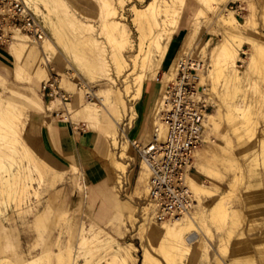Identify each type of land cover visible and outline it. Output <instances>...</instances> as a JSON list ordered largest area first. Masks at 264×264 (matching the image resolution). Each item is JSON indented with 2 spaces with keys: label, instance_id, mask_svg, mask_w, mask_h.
<instances>
[{
  "label": "rangeland",
  "instance_id": "1",
  "mask_svg": "<svg viewBox=\"0 0 264 264\" xmlns=\"http://www.w3.org/2000/svg\"><path fill=\"white\" fill-rule=\"evenodd\" d=\"M23 1L40 24L43 38H26L30 51L25 52L22 61L26 71L23 82L15 81L7 74L13 58L5 53V65L0 63V76L6 81L2 77L0 79L5 82L6 88H1L0 102H10L28 112L24 138L39 156L41 155L29 144L26 132L32 117L39 116L31 111L36 104L37 95L49 104L59 102L43 96L41 86L47 79L56 77L59 87L69 96L67 105L64 106L65 102L59 104L58 110L53 109L57 110L54 113L74 115L72 122L81 123L88 129L96 130L98 134L111 130L110 116L115 117L111 106L122 107L124 102L127 112L117 121L116 142L114 145L109 140V143L104 142L103 155L98 158L102 163L103 157L108 153L105 151L109 149L114 152L115 159L129 163L128 169H132L135 177L132 181L130 178V182L125 180L119 196L110 189L112 207L104 221L97 219L92 206L85 199V184L80 171L77 174L67 172L64 180L53 187L48 182L49 172L43 171L44 181L31 175L34 178L31 180V187L21 197L0 184V264H122L102 246L103 242L80 241L83 236L82 226L86 229H104L114 238L110 242L113 247L116 244L125 248L131 244V254L135 260H126L127 264H142L144 249H149L163 264H168L148 242L146 229L139 230L140 224L146 223L140 214L141 207L149 205L146 188L148 174L146 172V178L139 185L140 189L135 192L136 179L145 167L140 163L137 150L127 140L123 129L129 125L127 115L130 114V120L133 119L141 100L135 83L138 80L136 77L144 74L142 65L160 64L157 78L162 79L158 82L162 85L165 79L168 83L171 77L174 78L176 62L183 58L203 66L200 83L205 88L207 115L214 114L216 110L222 114L217 129L208 126L206 117L205 142L200 149L215 143L227 150L230 148L227 156L215 155L216 160L206 162L200 169L197 168L195 159L193 161L190 177L203 185L205 190L197 193L189 186L196 200L189 215H194L201 228L203 246L199 251L198 248L193 249L194 255L187 264H264V0H222L221 3L220 0H108L113 5L110 9L114 7L116 10L115 19L121 22L120 28L110 22L114 15L104 10L106 0H38L37 4L30 0ZM33 5L38 6L39 14ZM146 6L147 10L143 12L148 15L155 10L160 11L159 26L153 28L151 34L140 28L134 11L135 8L144 10ZM225 11H233L239 22L249 19V26L242 30L239 28L233 32L228 31L221 21ZM109 14L112 15L111 18ZM69 17L73 20L67 19ZM182 26H185L186 33L178 53L169 67L163 69L162 62L171 38ZM123 28L125 32L121 30ZM167 32L171 33L167 35ZM12 36L8 43H0L5 51L11 43L16 42L17 37L26 34L14 31ZM154 36L155 41L152 40ZM48 39L53 42L54 47L47 43ZM154 42H157V48ZM222 44H231L238 50L234 68L237 71L223 67L226 64L221 53ZM48 45L52 49H47ZM252 54L259 56L257 65L250 61ZM112 55L120 56L122 64L127 65L125 71L118 74L113 67L115 63L112 62ZM104 62L112 65L110 71L102 66ZM14 63L13 59V65ZM41 70L46 73H40ZM89 74L94 80L88 78ZM110 78H113V82ZM127 81L131 85L128 91ZM161 91L156 96L155 119L164 89ZM88 103L98 107L100 117L95 126L84 118H79V114L75 115L76 112L81 113L82 107ZM242 109L251 124L250 128L243 125L240 117ZM155 119L152 115L153 122ZM8 130V125L0 121V138ZM123 141H127L128 145L123 144L120 148V142ZM13 146L20 148L21 144H8L6 149L0 151V167L14 162L13 160L20 161L18 156L11 153ZM219 150L214 152L219 154ZM128 154L132 160L124 158ZM26 159L22 162L27 161ZM106 164L112 166L109 161L105 163L106 169ZM15 165L16 163L12 167ZM139 195L142 198H137ZM148 207L152 210L151 205ZM133 209L135 213L131 217ZM224 211L229 215L226 216ZM150 216L158 224L162 223L155 220L153 210ZM84 235L91 238L88 232ZM204 247L207 249L204 250ZM67 250L71 251V258L59 260L56 253L62 251L66 254ZM176 258H172V264H183L182 260Z\"/></svg>",
  "mask_w": 264,
  "mask_h": 264
},
{
  "label": "bare ground",
  "instance_id": "2",
  "mask_svg": "<svg viewBox=\"0 0 264 264\" xmlns=\"http://www.w3.org/2000/svg\"><path fill=\"white\" fill-rule=\"evenodd\" d=\"M32 1V3L37 4L38 0H30ZM29 1V2H30ZM48 1V0H47ZM53 1V0H52ZM104 1V0H103ZM102 1V4H103ZM217 1V0H216ZM222 0L219 1V3H221ZM226 1V0H225ZM44 2V1H43ZM50 2V1H49ZM118 2V1H117ZM120 3V2H119ZM217 3V5L219 4ZM29 4V3H28ZM48 4V3H47ZM152 4V3H151ZM51 5V2H50ZM111 2H109L108 0H106L104 2V6L105 9L107 10L109 13L111 12L114 16L112 17V15L110 16V18L112 17V21L115 25V27H119V25H121L120 21L115 19L116 16V10L113 7L112 9H110L111 6ZM30 6V5H29ZM34 6V5H33ZM48 6V5H47ZM104 6H102L104 8ZM113 6V5H112ZM208 6V5H207ZM153 7V6H152ZM155 7V6H154ZM157 7V6H156ZM211 7V6H209ZM46 8V6H45ZM35 11L38 13L40 10L38 8V6H34ZM50 9V8H49ZM48 9V10H49ZM149 9V7H148ZM153 9V8H152ZM47 10V12H48ZM54 10V9H53ZM52 10V11H53ZM147 10V6L146 8L143 9H138L135 8V15H136V19L138 20L137 22L140 23V28L143 30H146L150 32H152L153 28H156V26L159 24V20H158V16H159V10H155V12H151L150 15L146 14L145 11ZM34 11V12H35ZM51 11V12H52ZM104 11V12H107ZM147 11V13H148ZM166 11V10H165ZM164 11V13H165ZM50 12V11H49ZM163 12V11H162ZM39 14V13H38ZM51 14V13H50ZM70 14V13H69ZM105 13H103L104 15ZM161 14V13H160ZM238 14V13H236ZM66 15V14H65ZM73 15V14H72ZM234 12H230V11H225L224 14H222L221 16V21L223 23V25L225 26V28H227L228 31L233 32L234 30H237L240 28V30L242 29H246L247 25H248V21L249 19H246L244 22H239L237 20V18L234 16ZM70 16V15H69ZM105 16V15H104ZM108 16V15H107ZM44 17V16H43ZM65 17V16H64ZM75 17V16H74ZM72 17V18H74ZM108 18V17H107ZM250 18V17H249ZM70 20V17L67 18ZM105 19V18H104ZM220 20V19H219ZM251 20V19H250ZM69 21V20H68ZM105 21V20H104ZM107 21H109L107 19ZM105 21V22H107ZM74 22V21H72ZM106 25V24H105ZM163 25V24H162ZM159 26V25H158ZM166 26V25H165ZM249 26V25H248ZM105 27V26H104ZM162 27V26H161ZM107 28V27H106ZM224 28V29H225ZM140 29V30H141ZM163 29V28H162ZM125 32V29H121ZM139 30V31H140ZM143 30V31H144ZM161 30V29H160ZM166 30V29H165ZM239 30V31H240ZM155 31V30H154ZM169 31V30H168ZM148 32V33H149ZM158 32V31H157ZM141 33V32H140ZM171 32H167V35L170 34ZM228 33V32H227ZM237 33V32H236ZM242 33V32H241ZM145 34V33H143ZM159 34V33H158ZM164 34V33H163ZM232 34V33H231ZM235 34V33H234ZM18 35V34H17ZM240 34H238L239 36ZM143 36V35H142ZM148 36V34H147ZM151 36V35H149ZM163 36V35H162ZM166 36V35H165ZM233 36V35H232ZM231 36L230 39H232L233 37ZM236 36V35H235ZM234 36V37H235ZM237 36V37H238ZM17 37V36H16ZM109 37V36H108ZM112 37V36H110ZM141 37V36H140ZM145 37V36H143ZM169 37H171V35H169ZM27 36H19L16 38V42L11 43L10 46L8 47V53L9 55L14 59L15 63L13 65V77L15 81L18 82H23L24 77H25V69L22 65V61H23V57L25 52L29 50V45L27 44V40H26ZM113 38V37H112ZM111 38V39H112ZM142 38V37H141ZM140 38V39H141ZM163 38V37H161ZM168 38V36H167ZM110 39V38H108ZM110 39V40H111ZM156 36H154V40L155 41ZM165 39V38H164ZM236 39V38H234ZM91 40V39H90ZM114 39H112L113 41ZM158 40V39H157ZM156 40V41H157ZM160 40V39H159ZM169 40V39H168ZM89 41V39H88ZM94 42V40L92 39L91 42ZM234 41V40H233ZM90 42V41H89ZM92 42V43H93ZM127 42V39H126ZM143 42V41H142ZM167 42V41H166ZM229 42V41H228ZM47 43L54 47L53 42H51V40H47ZM111 43V41H110ZM149 43V42H148ZM150 43L152 44L151 40ZM163 43V42H162ZM232 43V42H231ZM236 43V42H235ZM150 44V45H151ZM155 44V42H154ZM159 44V43H158ZM233 44V43H232ZM47 47L51 48V47ZM93 45V44H92ZM143 45V44H142ZM149 45V46H150ZM156 48H157V42H156ZM162 44H160L161 46ZM222 57L225 59V64L223 65V67L225 68H232V71H235L234 68L235 66V60L238 58V50L235 49V46H232L231 44H227L224 45L222 44ZM235 45V44H234ZM239 45V44H238ZM99 46V45H98ZM163 46V45H162ZM240 46V45H239ZM260 46V45H259ZM44 47V46H43ZM97 47V46H96ZM153 47V46H152ZM45 48V47H44ZM164 48V47H163ZM239 49V47H237ZM34 49V48H33ZM52 49V48H51ZM50 49V50H51ZM98 49L100 50V48L98 47ZM149 49V48H148ZM154 49V48H153ZM260 49V48H259ZM160 50V49H159ZM164 50V49H163ZM262 50V49H260ZM57 51V50H56ZM255 52V51H254ZM258 52V51H257ZM260 52V51H259ZM258 52V53H259ZM146 53V52H145ZM262 53V52H261ZM260 53V54H261ZM115 54V53H114ZM150 54V53H149ZM160 54V53H159ZM164 54V53H161ZM256 54V52H255ZM253 55V54H252ZM251 55V56H252ZM257 55V54H256ZM113 56V55H112ZM261 56V55H260ZM114 57V56H113ZM258 57L259 56H255L253 55V57H251L250 61L254 64L257 65L258 64ZM147 58V57H146ZM150 58V57H149ZM145 59V58H144ZM148 59V58H147ZM113 60V59H112ZM121 58L119 55L114 57V60L112 61L113 64L115 63V65H113L114 69L119 73H122L123 70L125 71V68L127 67V65H123L121 62ZM146 61V59H145ZM150 61V60H149ZM260 61V60H259ZM101 62V60L99 61ZM107 62V61H106ZM106 62H104L102 64V66L106 69V71H110L112 67V65H108ZM147 62V61H146ZM185 58L180 59L179 61L176 62L175 65V75L174 78L171 77V79L169 80L170 82H172L175 77L178 75V72L180 71V67L185 65ZM149 63V62H148ZM145 64V63H144ZM198 65V68L201 69L202 65L200 63H196ZM160 65V64H159ZM159 65H142V70L144 74H138L139 76L136 77L138 78V80H136V92H138V94H141L142 97V93L144 88L147 86H150L151 88L153 87L154 89L157 87V85L155 84V82H161L162 79L157 78L158 75V71H159ZM192 65H194L192 63ZM248 66V65H247ZM133 67L135 68L136 65H133ZM103 68V69H104ZM104 69V70H105ZM90 70V69H89ZM237 71V70H236ZM105 72V71H104ZM147 72V74H146ZM219 72V71H218ZM42 74H45L46 71L45 70H41ZM95 74V72H93ZM111 73V72H110ZM107 74V73H106ZM128 74V73H127ZM131 74V72H130ZM38 75V74H37ZM88 75V74H87ZM108 75V74H107ZM111 75V74H109ZM129 75V74H128ZM137 76V75H136ZM111 77V76H109ZM90 80L93 79L94 77H92L91 74H89L88 77ZM127 78V77H126ZM108 79V78H107ZM94 80V79H93ZM110 80H112L113 82V78H110ZM172 80V81H171ZM167 79H165L164 83L162 85L158 86V93H161L162 89L165 90V88L167 87V85L170 83ZM91 82V81H90ZM115 82V81H114ZM201 82V80H200ZM6 88L5 82L0 79V99H1V95H2V89L1 88ZM131 88V85H129V82H126V91H128ZM4 90V89H3ZM130 93V92H128ZM127 93V94H128ZM163 95V94H162ZM110 97V96H109ZM120 97V96H119ZM134 97V96H133ZM132 97V98H133ZM138 96L136 95V98ZM121 98V97H120ZM135 98V99H136ZM151 98V97H150ZM55 101H59L58 99H54ZM116 100V99H115ZM133 100V99H132ZM117 101V100H116ZM161 101V100H160ZM63 102H58L57 104L54 103H50L48 105L49 110H53V109H57V106L59 104H62ZM117 103V102H116ZM67 105L66 103L64 104V106ZM37 106V105H36ZM130 106V105H129ZM114 109V113H115V117L110 116V120L112 121V125H111V130H105L104 133H100L98 136H100L102 144L104 142H110V144L114 145L116 142V128H117V121L123 117L125 111L127 112L126 109V105L124 104V102H122V107H119L117 105L111 106ZM47 108V109H48ZM130 108V107H129ZM131 109V108H130ZM243 110V109H242ZM82 112L78 113L76 112L75 115L79 114V118L82 117L84 118V120H86L88 123L92 124L95 126V124H98V107L95 104H86L82 107ZM160 111V108H159ZM158 111V113H159ZM241 111V110H240ZM157 113V114H158ZM221 113V112H220ZM81 114V115H80ZM106 114V113H105ZM74 115L71 116V119H74L73 117ZM131 116V115H130ZM73 117V118H72ZM207 121H208V126H212V128H216L219 127V122L222 118V114H219V111L216 110V112L214 114H208L207 116ZM240 117L243 119V125L246 126L247 128L251 127V124L248 120V117L246 115V113L241 112ZM77 119V117H75ZM131 118V117H130ZM226 118V117H225ZM27 119H28V112L26 113V111L21 108V107H17L14 106L12 103L10 102H0V121L5 122L8 125V133L4 136H1L0 138V151L2 149H6L7 145L9 144H14L16 143H20L21 147H14L13 146V150H12V155L18 156L20 158V161H16L13 160L14 162H9L8 165H3L4 163H2L3 166L0 167L1 171H0V184H3L6 188H8L10 191L12 190L17 196H23L24 194L26 195V193H28V189L31 187V180H33L34 178H31V175H35L37 176V178L39 180L44 181V174L43 171H47L49 172V178H48V182L50 183V185L53 187L55 186L57 183L61 182L63 180V173H60L58 171H56L55 169L51 168L45 161H43L42 159H40V157L38 155H36L31 149L30 147L26 144L24 138H23V131L25 128V125L27 123ZM101 120V118L99 119ZM33 121V120H31ZM84 121V123L86 122ZM86 122V123H87ZM107 122V121H106ZM87 123V124H88ZM101 124V122H100ZM207 124V123H206ZM102 125V124H101ZM104 125V124H103ZM102 127V126H100ZM109 127V126H108ZM240 127V126H239ZM238 127V128H239ZM103 128V127H102ZM101 128V129H102ZM104 129V128H103ZM253 131V130H252ZM241 135V134H240ZM35 140V139H34ZM230 140V139H229ZM210 141V140H209ZM108 142V143H109ZM230 142V141H227ZM228 144V143H227ZM128 145V144H127ZM133 145V143H132ZM229 145V144H228ZM231 145V143H230ZM108 146V144H107ZM121 146H123V144H121ZM211 146V145H210ZM204 146L201 149H199L196 154H195V163L197 168H201L206 162L208 161H212V160H216V156L217 157H225V155L227 156V152L229 151V149L227 150L224 146L222 145H218L215 143V145L213 146ZM228 147V146H227ZM129 148V147H128ZM220 149V150H219ZM232 149V148H231ZM215 151L219 150V154L215 153ZM107 153V158H109L110 163L112 166H109L110 164H106L107 165V172H108V183L114 188V190H116L117 192L119 191V189L122 187L123 184V174H125L126 172V168L127 165L125 163H123L122 161H119L117 159L114 158L113 153L109 151V149L106 150ZM17 154V155H16ZM123 154V153H122ZM231 154V153H230ZM121 155V154H120ZM124 155V154H123ZM230 156V155H229ZM27 158V159H26ZM124 158H128V156H125ZM24 159H26L27 161L22 162ZM1 161V160H0ZM16 163V165L14 167L13 164ZM213 167V166H212ZM73 171L77 170V168L75 169L74 166L72 167ZM70 170V171H71ZM77 172V171H76ZM249 172V171H248ZM128 173V172H127ZM146 178V171L143 170V174H142V179L144 180ZM28 182H25L26 180ZM139 179V178H138ZM30 180V181H29ZM139 182V181H138ZM188 182V186H191L193 188V190L195 192H202L203 191V185L199 184L197 181H195L194 178L192 177H188L187 179ZM2 186V185H1ZM110 186V187H111ZM139 186V185H137ZM208 187V186H207ZM4 188V187H3ZM205 190V189H204ZM11 191V192H12ZM117 194V193H116ZM145 195V194H144ZM118 196V195H117ZM138 198H142L140 195L138 196ZM144 198V197H143ZM144 200V199H143ZM150 205V203H149ZM149 205H143L141 207V216L142 219H144L146 221V223H141L140 224V229L139 230H144L146 229V238L148 240V242L156 249L157 253H160L161 256L164 257L165 260H167L168 264H172L173 260L172 258L177 257L179 260H182L183 264H187L188 261L190 260V258L194 255V248H198V251L200 249V247H202V241H201V236H202V231L201 228L197 225L198 223L195 221L194 219V215L190 216H184L181 219H174L168 223H160L158 224L157 222L154 221L153 216H150L151 208H149ZM220 205V204H218ZM222 206V205H220ZM152 207V206H151ZM217 207V206H216ZM222 209V208H221ZM224 209V208H223ZM219 212V209H218ZM225 215H226V211H224ZM222 215V214H221ZM229 215V214H228ZM226 215V216H228ZM196 216V215H195ZM131 217H133L131 215ZM225 217V216H224ZM208 219V218H207ZM201 221V220H200ZM98 226V225H97ZM92 227V226H91ZM205 227V226H204ZM71 231V230H70ZM83 232V236L81 237L82 242L84 241H88V240H92L93 241H101L103 242V247H105L107 250H109V254H111L114 257H117L122 264H127L126 260H130L133 259L135 260V258H133L132 254H131V250L133 249L132 245L129 244L128 247H121V246H116V244H114L115 246L113 247V245L110 243L114 240V238L112 236H109V234L104 231V229H101L99 227L97 228H85L82 226L81 229V233ZM90 233V237L88 238L84 235V233ZM208 232V231H207ZM103 233V234H102ZM87 235V234H86ZM105 235H108V237H105ZM88 236V235H87ZM86 241V243H87ZM115 242V241H114ZM82 245V244H80ZM79 245V246H80ZM83 246V245H82ZM84 247V246H83ZM153 248V249H154ZM76 249V248H75ZM207 249L206 247H204V250ZM72 250V248H71ZM68 252L66 254L62 253V251L56 253L57 258L59 260H63V259H67L69 260L71 258V251L67 250ZM75 251V250H74ZM206 252V251H204ZM203 252V253H204ZM85 253V252H84ZM87 253V252H86ZM49 254V253H48ZM82 256V255H81ZM54 257V256H53ZM85 257V256H84ZM75 258V257H74ZM176 258V259H177ZM37 260V259H36ZM178 260V261H179ZM32 261V260H31ZM119 261V262H120ZM133 262V261H132ZM166 262V261H165ZM22 263V262H21ZM24 263V262H23ZM74 263V262H73ZM141 263L142 264H163L161 262V260L156 257L149 249H144L143 251V255L141 258ZM27 264V263H26ZM33 264V263H32ZM120 264V263H119Z\"/></svg>",
  "mask_w": 264,
  "mask_h": 264
},
{
  "label": "built area",
  "instance_id": "3",
  "mask_svg": "<svg viewBox=\"0 0 264 264\" xmlns=\"http://www.w3.org/2000/svg\"><path fill=\"white\" fill-rule=\"evenodd\" d=\"M14 31L33 40L43 38L40 24L23 0H0V43H8ZM185 61L161 95L149 141L133 142L148 174L147 199L159 222L181 219L196 204L187 179L195 154L205 142L207 103L200 83L203 66L199 69L195 62ZM41 90L53 100L66 103L69 99L56 77L44 81Z\"/></svg>",
  "mask_w": 264,
  "mask_h": 264
},
{
  "label": "crops",
  "instance_id": "4",
  "mask_svg": "<svg viewBox=\"0 0 264 264\" xmlns=\"http://www.w3.org/2000/svg\"><path fill=\"white\" fill-rule=\"evenodd\" d=\"M185 33V26H182L173 34L168 45L167 53L162 62L163 69L168 68L177 55ZM6 51L0 46V63L4 65V60L6 59L5 53H8V49H6ZM9 69L7 74L14 79L13 59ZM156 85L157 87L155 89L146 85L141 100L137 104L138 110L134 113L133 119L130 120V114L127 115V124L129 125L126 129H123V131L131 145L133 142L145 144L150 139L152 123H155L152 120V115L155 119L154 115L157 106V102L155 103V101L159 83L157 82ZM48 105L49 102H44L37 95L36 104L31 111L37 113L39 116L32 117L33 121H30L26 132V138L29 144L41 155H38L40 159L45 161L51 168L63 173V180L65 175H68L67 172H69V174H77L78 171L81 172V177L85 184V199L88 204L92 206L97 219L104 221L108 218L112 207L110 189L112 188V192H114L116 196H119L122 187L117 192L107 181L108 172L105 163L109 162L110 159L107 158V154L103 157L102 163L98 158L102 156L104 152L102 150L103 144L101 138L98 136L99 134L96 130H94V132L81 123L72 122L71 116H69L68 113H54L57 112V110H49ZM26 144L28 145L27 142ZM121 144H127V141L120 142V148ZM30 149L37 155L31 147ZM105 152L107 153V151ZM127 153H129V151H127ZM125 159L132 160L133 158L128 154V158ZM123 163L127 165L126 172L123 174L124 184L125 180L126 182H130V178L132 181L135 177V173L132 172V169H128L129 163ZM73 166L75 169L77 168V170H71ZM142 174L143 171L136 179L137 184L135 192L140 189V186L137 185L142 183ZM133 213H135L134 209L131 211V215Z\"/></svg>",
  "mask_w": 264,
  "mask_h": 264
}]
</instances>
